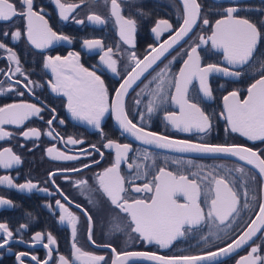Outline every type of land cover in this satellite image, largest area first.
Returning a JSON list of instances; mask_svg holds the SVG:
<instances>
[{"label": "flooded vegetation", "instance_id": "flooded-vegetation-1", "mask_svg": "<svg viewBox=\"0 0 264 264\" xmlns=\"http://www.w3.org/2000/svg\"><path fill=\"white\" fill-rule=\"evenodd\" d=\"M16 3L17 9H20L18 0H12ZM62 3L79 4L69 16L64 20L59 15V10L54 0H34V9L40 11L48 21L49 26L59 35L68 36L67 41H54L47 48L39 49L30 43L27 39V21L25 18L17 16L11 21L0 20V42L11 48L18 56L20 66L23 69L21 73H15V64L10 62L8 52L0 49V81L3 82V92H0V107L6 104L29 103L36 104L42 108L39 116L30 117L23 124H6L4 130L11 135L0 139V151L5 148H11L12 152L20 157L21 162L14 164L11 168L5 169L0 166V177L10 176L14 184H24L31 180L37 184V188L28 191L17 187H11L0 184V197L7 198L11 204L0 209V223H6L13 237L7 244L0 247V264H41L48 258V248L44 245L48 243L47 237L41 241H35V233H51L55 237L56 244L51 245L53 249L52 258L49 264H58V257L63 255L79 264L71 255L72 237L71 227L66 223L59 221L60 209L55 201L60 200L72 212L78 216L77 224V246L84 251L92 252L96 255L104 256L109 264L114 259L113 253L107 245H111L117 250L122 251H143L155 252L160 256H186L198 255L208 251H214L220 247L226 246L232 239L240 235L246 224L255 219L259 209V204L263 201V180L261 176L249 166L232 158H202L190 157L170 153L145 145L139 144L116 126L111 110L105 114L101 121V128H95L93 125L81 122L72 116L68 110V99L62 92L57 93L52 90L48 83H55L56 78L51 69L45 67L48 56H68L69 53H79V64L83 65L89 71H95L99 75L109 91V103H111L114 90L122 81L123 76L131 70L132 62L129 54L135 52L142 59L150 51V46L156 47L160 42L174 33L182 24L184 15L183 5L180 0H118L121 5L122 13L125 17L136 21L135 43L127 44L119 35V26L115 18L110 14V3L107 0H61ZM200 4L201 19L198 20L196 27L189 38L171 53H169L127 96L126 106L129 109V117L134 123L146 129L159 132L172 138L191 140L202 143H221V144H240L264 155V141L250 140L241 133L233 132L225 116L224 97L230 92H239L241 100L247 97V89L256 79H259V73L255 67L251 69H241L229 66L224 61V55L216 51L208 38L214 29L215 21L222 18L223 9L229 6H236L241 9L234 15L240 16L257 23L258 28L264 33V27L259 23L264 21V0H234L216 2L213 0H198ZM42 10V11H41ZM95 13L106 20L105 24H95L90 22L87 17ZM206 18L208 25H204L202 20ZM159 20H167L173 26L172 29L162 32L157 37L152 31ZM77 21H84L82 24ZM20 30L22 36L19 40L12 39V33ZM7 32L8 35H3ZM203 36L207 43L201 44L198 49L201 57V66L207 64H217L221 67H230L233 71H241L239 77L226 76L221 77L213 74L209 77V86L212 90L211 98L204 97L199 91V85L196 80L189 85V99L193 103H198L206 113L210 115L212 127L205 133L182 132L171 126L165 119L166 113L178 112V105L171 102V95L175 94L174 88L166 89L169 99L162 105H159L154 112L148 114L146 111L147 101L151 98L149 91L156 88V76L161 69L167 65L170 68V76H175L186 60V53L190 51L194 43H199L198 37ZM98 39L102 40L104 49L108 47L113 49V59L117 60V72L113 73L111 69L100 61L102 52L99 49L88 50L84 45V40ZM175 57V59H173ZM254 59H264V37L258 44ZM13 69L9 73V69ZM15 81H23L29 84L32 91L23 87V84H16L9 91V87ZM149 81H152L149 84ZM144 90L143 92L141 90ZM23 93V95H20ZM140 95H137V94ZM139 99V105L134 104V100ZM231 99V98H230ZM51 109H55L52 112ZM140 115L144 120H140ZM55 116L52 124L47 121ZM63 121V123H60ZM28 128H37L41 131L39 138L24 137L23 132ZM49 131L52 136L47 135ZM59 133L60 139L56 136ZM68 137L82 140L81 144L65 143ZM108 140H114L120 144H131L132 150L128 153V159L123 161L120 166L121 175L125 177V187L128 191L125 197L128 199H150L152 193H137L135 186L152 180L158 168L166 167L169 171L177 174L189 175L196 172L198 167H203L201 176L205 175L211 168L223 166L221 171L237 167H243L245 174L234 172L236 183L240 184L246 181L245 186L249 189V208H244L240 216L233 222L232 228L227 229L221 225L220 231L210 228L208 223H202L190 232H186L183 237H179L168 248H162L155 242H147L139 237V234L132 232L128 227L130 220L126 214L110 203L106 196L97 191L96 175L103 169L111 166L115 160V149L103 147ZM103 152V159L91 146ZM55 146L60 151L69 155L77 156L78 159L71 161L55 160L47 155V149ZM91 153V155H88ZM150 154L147 161L143 160V154ZM167 158V161L165 160ZM176 159L183 161L192 160L194 166L181 163H174ZM155 160V164H153ZM99 161V163H93ZM142 164L147 176H141L135 179L137 169L128 168V164ZM88 164V168L83 165ZM79 169L78 172L68 171L64 174L57 173L54 177L55 184L50 182L49 173L59 169ZM65 176L68 179H65ZM190 178H192L190 176ZM77 180H87V186H79ZM59 185V188H57ZM45 189L47 191H45ZM255 195L256 200L251 197ZM67 197V199H65ZM92 199V203L89 199ZM184 202L182 197L178 198ZM203 200V197H202ZM243 203V199H242ZM79 205V207H77ZM50 206V207H49ZM206 207V203L203 204ZM91 215V235L95 244L88 240L89 222L85 215ZM114 223H119L121 231L113 230ZM26 226V227H22ZM212 233H217V235ZM207 237V239H204ZM7 239L3 232H0V244ZM260 246L258 253L264 257V229L261 233L250 241L249 244L237 249L221 261L214 264H236L241 256H246L251 251L252 246ZM20 253H26L20 256ZM32 257H36L33 260ZM129 264H155L148 261H133Z\"/></svg>", "mask_w": 264, "mask_h": 264}, {"label": "snow or ice", "instance_id": "snow-or-ice-1", "mask_svg": "<svg viewBox=\"0 0 264 264\" xmlns=\"http://www.w3.org/2000/svg\"><path fill=\"white\" fill-rule=\"evenodd\" d=\"M18 2L20 4L19 10L16 3L12 2V0H0V20L8 22L17 16L25 18L27 21V39L36 48H47L54 41H67L70 39L68 36L59 35L52 30L44 15L34 9V0H18ZM107 2L110 3V14L115 18V22L119 26L121 38L127 44L134 45L136 21L122 15L121 5L118 0H107ZM54 3L57 5L60 17L64 20H68L70 14L79 7V4L62 3L61 0H54ZM182 3L184 9L183 22L174 35H170L158 47L150 46V51L144 55L143 59H140L135 52L129 54V59L132 62L131 70L123 76L122 83L114 90V98L111 103H109V91L103 79L95 71H89L79 64V53H69L68 56L64 57L48 56L45 67L51 69L56 77L55 83L52 81L48 83L54 92H62L67 96V107L74 118L86 121L88 124L100 129L101 132L103 131L101 121L105 114L111 110L123 132L130 134L145 144L177 152L235 156L247 164L254 165L259 169L260 175L264 177V155H261L260 151H254L252 148L237 144L194 143L191 140L173 139L158 132L148 131L145 127L134 123L129 117V109L125 103L129 90L133 89V85L149 69H152L153 65H156L157 61H160L161 57H164L165 53L169 52V49L188 36L194 26H196L197 21L201 19V6L198 0H182ZM238 11H241V9L236 6L224 8L222 18L215 21L214 29L208 40L211 41L214 48L223 50L224 60L227 61L229 66H236L241 69L255 67V70L259 73V79H256L247 89V97L245 99L241 100L237 91L230 92L228 96H225L224 107L226 114L221 113V115L225 116L233 132L241 133L253 141H264V59H254V53H256L258 44L264 37V33L258 28L257 23L234 15ZM87 19L95 24L102 25L106 23L103 17L95 13L89 15ZM83 22L77 21V23L81 24ZM202 23L208 25L209 21L204 18ZM259 23L264 27V21ZM172 27L169 21L159 20L152 31L159 37L162 32L170 30ZM3 35H8V33L4 32ZM21 36L20 30L12 33V39L14 40H19ZM198 40L199 43H194L190 51L186 53L187 59L183 61V66L175 76L169 75L170 68L165 65L153 77V80L157 81L156 88L149 91L151 98L147 101L146 111L151 114L159 105L164 104L169 99L166 89L174 88L175 94L171 95L170 100L178 105L179 111L166 113L165 119L173 128L182 132L196 131L206 134L212 127L210 115L198 103H193L189 99V85L193 83V80H197L199 91L203 93L204 97L211 98L212 90L208 84L210 74L223 73L226 76L239 77L241 71H233L230 67H221L217 64L201 66L198 49L201 44L208 41L203 36H199ZM83 43L88 50L99 49L102 52L100 61L103 65H106L113 73L119 75L117 72V60L113 59V49L111 47L105 50L103 41L98 39L84 40ZM0 49H5L8 52L7 59L15 64L14 72L23 75V69L20 66L17 54L2 42H0ZM8 71L12 73L13 69L10 68ZM151 82L149 81V84ZM16 84H23V87L28 89L29 92L32 91L29 84L23 83V81H15L8 90L10 91ZM2 85L3 82L0 81V92L4 91ZM141 91L143 92L144 90L142 89ZM20 95H23V93H20ZM137 95L140 94L138 93ZM140 102L139 99L134 100L135 105H139ZM41 111L42 108L36 104L29 103L6 104L0 107V139L11 135L10 132L4 130V125L23 124L30 117L39 116ZM51 111L55 112V109H51ZM139 118L141 121L144 120L143 115H140ZM54 119H56L55 116L49 119L47 123L51 125ZM60 123H63V121H60ZM22 135L28 138H39L41 131L37 128H28ZM47 135L52 136L53 132L49 131ZM56 136L59 137V133ZM59 138L63 139V137ZM65 143L81 144L83 141L68 137ZM91 147L103 159V152H100L96 145ZM103 147L115 149V160L111 166L96 175L97 191L106 196L120 213L126 214L130 220L128 227L131 228V231L139 234L140 238L149 243L155 242L162 248H168L179 237H183L186 232L192 231L202 223H208L210 228L220 231L224 230L221 229V225L231 229L233 222L240 216L243 209L250 207L249 189L245 186L246 181L237 184L234 177V172L245 174L242 166L234 170L223 171H221L223 166L213 167L203 176H201L203 167H198L196 172H191L189 175L177 174L169 171L166 167H160L151 181L134 188L137 193H152L150 199H128L125 197L128 189L125 187L126 181L125 177L121 175L120 166L123 161L128 159V153L132 150V145L108 140ZM47 155L61 161L78 159L77 156L60 151L55 146L47 149ZM88 155H91V153H88ZM149 158L150 154H143L144 161ZM165 160L167 161V158ZM20 162V157L14 154L11 148H5L0 151V166L3 168H11L14 164H19ZM93 163H99V161H93ZM174 163L177 165L186 163L187 165L196 166L192 160L183 161L182 159H176ZM153 164H155V160H153ZM83 167L88 168L89 165L84 164ZM134 167L137 169L135 179H139L142 175L147 176L142 164H128L129 169ZM68 171L78 172L79 169H59L50 172L48 174L50 182L55 184L54 177L57 173L64 174ZM65 179H68V177L65 176ZM75 183L82 187L88 185L87 180H77ZM0 184L28 191L37 188V184L31 180L24 184L16 185L10 176L0 177ZM57 188H59V185H57ZM45 191L47 190L45 189ZM179 197H182L184 202H180ZM251 199L256 200L257 197L253 195ZM89 202H93L91 198ZM55 203L59 206L61 213L59 221L71 227L73 240L71 255L75 258V261L79 262V264H109V261L104 256L84 251L77 246L78 216L65 204H62L60 200L55 201ZM204 203H206V207L203 206ZM10 204L11 201L0 197V206ZM85 215L89 222L88 240L95 244L91 235L92 217L87 214V210H85ZM262 229H264V203L259 204L255 219L246 224L240 235L232 239L230 243H227L225 247H220L216 251H208L202 255L160 256L155 252H117L110 244L107 247L111 249L114 256L110 264H129L133 258H146L149 261H155L156 264H202V262L213 261L217 257L228 256L237 249L249 244L257 236V233H261ZM113 230L121 231L120 224L114 223ZM0 232H3L7 237V239L3 240V244H0V247H3L13 237V232L9 230L6 223H0ZM212 234L217 235L218 239L220 238L217 233ZM45 235L48 243L44 246L49 249L47 255L51 259L53 249L50 246L56 244L55 237L51 233L37 232L33 239L41 241L45 238ZM204 239H207V237H204ZM259 252V245L252 246L251 251L246 256H241L236 264H264V257L259 255ZM25 255L27 254L20 253V256ZM32 259L36 260L37 258L32 257ZM49 259L42 261L41 264H49ZM21 264H23V261H21ZM58 264H74V261L61 255L58 257Z\"/></svg>", "mask_w": 264, "mask_h": 264}, {"label": "water", "instance_id": "water-1", "mask_svg": "<svg viewBox=\"0 0 264 264\" xmlns=\"http://www.w3.org/2000/svg\"><path fill=\"white\" fill-rule=\"evenodd\" d=\"M181 1V3H182V0H180ZM213 1H216V2H223V1H234V0H213ZM182 5H183V3H182ZM122 10V9H121ZM122 15H123V13H122ZM124 16V15H123ZM198 22V21H197ZM197 25V24H196ZM196 26H194V28H195ZM194 28H193V30H194ZM178 30V29H177ZM193 30H192V32H193ZM192 32H190L189 34H188V36H186V37H184V39L183 40H181L178 44H176V45H174L173 46V48H171V49H169V52L168 53H165V56L164 57H161V60L160 61H157V64L156 65H153V68L152 69H149V71L147 72V73H145L144 74V76H142L141 77V79L139 80V81H137V83L135 84V85H133V89L169 54V53H171L174 49H176L178 46H180L181 44H183L188 38H189V36L191 35V33ZM175 34V32L174 33H172L171 35H174ZM120 35V34H119ZM169 38V36L166 38V39H164L162 42H160L156 47H158L161 43H163L165 40H167ZM212 44V43H211ZM213 47V46H212ZM214 48V47H213ZM216 51H218V52H221V53H223V50L222 49H218V48H214ZM199 52V51H198ZM201 58V57H200ZM143 59V58H142ZM187 59V58H186ZM224 59V58H223ZM225 61V60H224ZM225 62H227V61H225ZM183 66V65H182ZM233 67H236V66H233ZM213 74H216V75H219V76H221V77H226V75H224L223 73H212V74H210L209 75V77L211 76V75H213ZM209 77H208V80H209ZM56 78V77H55ZM194 81V80H193ZM197 81V80H196ZM120 83H122V81L120 82ZM197 83H198V81H197ZM208 84H209V81H208ZM198 85H199V83H198ZM118 87H119V85H118ZM117 87V88H118ZM133 89H130L129 90V93L133 90ZM129 93H128V95H129ZM113 98H114V95H113ZM127 98V97H126ZM125 103H126V101H125ZM111 114H112V117H113V120H114V122H115V124H116V126L119 128V130L122 132V133H124L128 138H130L131 140H133V141H135V142H137V143H139V144H142V145H145V146H147V147H151V148H154V149H158V150H162V151H166V152H170V153H175V154H178V155H184V156H190V157H202V158H232V159H235V160H238V161H240V162H242L243 164H245V165H247V166H249L250 168H252L254 171H256L259 175H260V173H259V169H257L254 165H251V164H247L245 161H241V160H239V158L238 157H235V156H230V155H223V154H203V153H194V152H177V151H175V150H171V149H163V148H159V147H157V146H155V145H148V144H145V143H143L142 141H140V140H137V139H135L133 136H131L130 134H128V133H126V132H123V130L120 128V126H119V124H118V122L116 121V119H115V115L111 112ZM81 122H83V123H86V124H88L86 121H83V120H80ZM148 131H152V130H149V129H147ZM153 132H155V131H153ZM159 133V132H158ZM161 134V133H160ZM161 135H164V134H161ZM164 136H166V135H164ZM172 138V137H171ZM173 139H179V138H173ZM179 140H185V139H179ZM194 143H202V142H196V141H193ZM211 144H221V143H211ZM237 145H240V144H237ZM241 146H244V145H241ZM244 147H247V146H244ZM250 148V147H249ZM253 149V148H252ZM254 150V149H253ZM254 151H256V150H254ZM261 176V175H260ZM261 178H262V180H263V186H262V188H264V177H262L261 176ZM4 198V197H3ZM4 199H6V200H8L7 198H4ZM10 201V200H9ZM262 203H264V190H263V201H262ZM7 206H9V205H2V206H0V209H2V208H4V207H7ZM225 247V246H224ZM217 250V249H216ZM216 250H214V251H216ZM137 252H143V251H137ZM204 254V253H203ZM198 255H202V254H198ZM227 256H221V257H217L215 260H213V261H206V262H202V264H214V263H216V262H218V261H221V260H223L224 258H226ZM133 261H148V262H152V263H155L156 264V262L155 261H149V260H147L146 258H133V260H131L130 262H133Z\"/></svg>", "mask_w": 264, "mask_h": 264}]
</instances>
